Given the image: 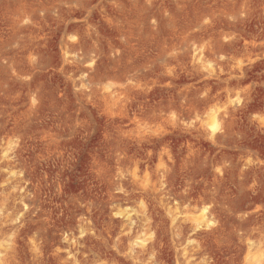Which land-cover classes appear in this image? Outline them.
I'll return each instance as SVG.
<instances>
[{
  "label": "rangeland",
  "instance_id": "rangeland-1",
  "mask_svg": "<svg viewBox=\"0 0 264 264\" xmlns=\"http://www.w3.org/2000/svg\"><path fill=\"white\" fill-rule=\"evenodd\" d=\"M0 179V264H264V0H0Z\"/></svg>",
  "mask_w": 264,
  "mask_h": 264
},
{
  "label": "bare ground",
  "instance_id": "bare-ground-1",
  "mask_svg": "<svg viewBox=\"0 0 264 264\" xmlns=\"http://www.w3.org/2000/svg\"><path fill=\"white\" fill-rule=\"evenodd\" d=\"M88 59V58H87ZM87 61V60H86ZM212 115V114H211ZM217 114L215 113V114H213L212 116H211V124H209V130H210V133L211 134H215V132H217V130H218V127L220 126V124L218 123L219 122V119L217 118V116H216ZM4 176H2L1 178H3ZM5 179V178H4ZM1 180V179H0ZM3 180V179H2ZM15 185H16V183H15ZM139 186V185H138ZM115 189V188H114ZM118 190V189H117ZM120 199V198H119ZM121 200V199H120ZM146 201V200H145ZM197 209V208H196ZM150 212H152V211H150ZM137 214V213H136ZM208 214H209V212H208V207L207 206H203L201 209H200V213L198 214V216L196 217V219H194L195 221L194 222H196V225H204V226H209V222H210V220H208V218H207V216H208ZM140 221V220H139ZM130 223V222H129ZM135 223V222H134ZM136 225V224H135ZM133 227V226H132ZM129 232V231H128ZM143 242L144 241H141L140 242V244H143ZM134 243H136V242H134ZM138 244V243H137ZM136 244V245H137ZM141 247H144V246H141ZM131 250H132V248H131ZM257 256V255H256ZM254 257V259L256 260V258L257 257ZM261 256H263L264 257V255L263 254H261ZM250 257V256H249ZM263 257H260V260L262 261V259H263ZM258 258H259V256H258ZM257 258V259H258ZM262 258V259H261ZM250 259V258H249ZM0 260H3V259H0ZM255 260H252V262L251 263H253V261H255ZM259 260V259H258ZM258 260H257V262H258ZM251 261V260H250ZM256 262V261H255ZM260 262V261H259ZM8 263V262H7ZM261 263V262H260ZM3 264V263H2ZM248 264H250V262L248 263ZM255 264V263H254ZM259 264V263H258Z\"/></svg>",
  "mask_w": 264,
  "mask_h": 264
}]
</instances>
